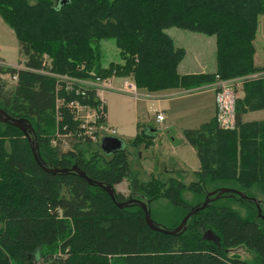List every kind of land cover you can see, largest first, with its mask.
I'll return each instance as SVG.
<instances>
[{
	"label": "trees",
	"instance_id": "1",
	"mask_svg": "<svg viewBox=\"0 0 264 264\" xmlns=\"http://www.w3.org/2000/svg\"><path fill=\"white\" fill-rule=\"evenodd\" d=\"M263 15L264 0H0V16L29 68L0 66V109L13 122L31 124L43 165H76L92 181L110 186L117 202L143 199L150 209L164 199L168 205L162 214L172 221L171 229L208 192L231 188L248 197L224 193L189 217L179 233L156 232L139 205L120 208L105 190L76 173L44 171L25 134L1 115L0 264H46L50 259L55 264H264V220L250 200L258 199L264 214V119L243 121L246 113L264 109V80L244 83L233 130L221 129L214 116L183 131L199 160L192 172L196 180L185 183L155 174L139 180L131 172L127 148L87 155L90 145L67 153L53 147L56 81L48 74L106 76L115 70L132 74L148 93L241 77L264 69L254 63L253 44ZM171 27L214 36L213 72L178 73L185 49L166 33ZM100 40H113L121 62L100 64ZM14 73L17 80L5 88L1 77L11 80ZM150 133L141 130L128 144L149 148L154 143ZM124 179L131 189L127 197L115 190ZM187 191L197 199L194 206L184 197ZM205 230L212 231L213 240L203 237ZM239 245L255 258L228 254ZM58 252L63 255L53 259Z\"/></svg>",
	"mask_w": 264,
	"mask_h": 264
},
{
	"label": "rangeland",
	"instance_id": "2",
	"mask_svg": "<svg viewBox=\"0 0 264 264\" xmlns=\"http://www.w3.org/2000/svg\"><path fill=\"white\" fill-rule=\"evenodd\" d=\"M176 32L200 39L194 41L187 40L184 42H178L177 40H175V43L177 45H185L188 51L186 60L193 59L199 64L200 67H205V72H213L215 70L216 51L214 36H206L200 33L190 32L176 27L166 29V33H168L173 38L175 37ZM253 44L255 47L254 63L257 66H264V15L258 18V27ZM0 48V61H4L5 63H8L10 65H18L24 61V57L19 52V44L13 30L3 21L1 16ZM99 48L100 64L102 66L106 67L110 62H121V59L118 54L119 51L116 48L113 40H100ZM117 75L121 77L124 74L117 73ZM1 78L2 80H5V88H11L13 86L14 82L12 79L10 80L6 76ZM262 80L264 79L249 81L256 82ZM118 82L119 81H117V83ZM208 86L209 84L204 83L187 89H175L171 92L169 91L168 96L177 97L173 98L174 101H171V104H191L201 96H204L206 98L210 96L211 92H205L207 91ZM189 90H192V93H196V91L202 93H191L192 95L186 94V92ZM140 91L146 92L142 89H140ZM109 94L106 95L108 113L107 122L108 124L112 125V127H114L118 138L121 140L122 148H127V150L129 151L130 168L133 175L137 176L138 179L141 181L149 180L150 174H155L159 176L162 180H167L169 177H175L185 183L195 181L196 178L195 176H193V171L191 169L199 168V160L196 154L190 150V145H184L182 143V140L179 138V126L163 130L159 127L158 123L155 122V114L160 108V105L156 102L148 100H156L158 98H161V96H158L154 93H149L148 98L144 97V99L135 100L134 98L128 95H125L124 97H119L112 96ZM240 95L242 96V91H240ZM137 106L141 111V115L140 120L137 122L136 125H134L133 115ZM122 109H125V111H122ZM243 118L244 120L264 119V110L249 112ZM143 124H145V127L150 126L157 128L156 131H152L155 134V140L153 145L149 148H144L143 146H140L138 148L130 146L128 144L129 140L132 139L137 132L143 129ZM157 132L160 133V136L157 135ZM164 140L171 142L172 147H174L173 151L177 154L171 150H168V148L163 144L166 143ZM171 145L168 146L171 147ZM176 146L184 150V153L181 151H175ZM95 150H101L100 146L91 147V149L87 152V155H89L92 151ZM193 162L195 163L194 165H192ZM115 190L120 192L125 197L129 196L131 194L129 181L124 179L121 183L115 185ZM184 197L190 202V205L192 206H194V204L197 202V199L189 191L184 193ZM239 204L240 203H232V206L235 208H240L241 211L244 212L245 209ZM167 205L168 204L164 199L156 200L151 203L149 210H151L152 218L158 226L163 227L165 229H171L173 225L172 221L169 219V217H166L162 214L165 211V207ZM228 254H235L240 258L249 261H252L253 258H255L254 252L245 247L244 245H239L230 249L228 251ZM62 255V253L58 252L56 256H53V259H56L57 257H60ZM46 264L55 263H53V261L50 259Z\"/></svg>",
	"mask_w": 264,
	"mask_h": 264
},
{
	"label": "built area",
	"instance_id": "3",
	"mask_svg": "<svg viewBox=\"0 0 264 264\" xmlns=\"http://www.w3.org/2000/svg\"><path fill=\"white\" fill-rule=\"evenodd\" d=\"M43 59L46 61L48 58L44 55ZM47 62L49 69L50 61ZM0 66L12 67L18 71L29 69L24 62L10 65L0 61ZM87 73L88 76L79 77L48 72L56 81L54 110L56 125L50 137V144L61 153L74 152L76 147L86 145L100 146L102 138L106 136L118 137L114 127L107 122V94L128 95L135 100L149 97V93L142 92L137 87L132 74L120 77L115 70L106 76L93 71ZM259 79H264V69L241 77L218 79L209 84L207 91L214 93L215 118L221 129L233 130L236 127L235 106L240 91L245 82ZM12 80L13 82L17 80V73L12 75ZM191 93L192 90L186 92ZM155 119L157 122L163 121V113L157 111Z\"/></svg>",
	"mask_w": 264,
	"mask_h": 264
},
{
	"label": "crops",
	"instance_id": "4",
	"mask_svg": "<svg viewBox=\"0 0 264 264\" xmlns=\"http://www.w3.org/2000/svg\"><path fill=\"white\" fill-rule=\"evenodd\" d=\"M200 37V36H199ZM173 38V37H172ZM174 43L177 40L178 42H184L187 40H200L198 38H193L191 36L185 35L183 33H175V37L173 38ZM202 40V39H201ZM178 47H183L185 49V56L182 59V61L178 64L177 71L180 74H193V73H200L205 72V67H200L199 64L192 60H186L187 58V49L185 45H177ZM171 92L172 90H166V91H160V92H154V94H157L158 96H161V98H158L156 100H148L156 102L160 105V108L158 109L159 112H162L164 115V119L161 122H157L155 119V122L158 123L159 127L163 130H167L170 128H173L175 126H179V138L182 140V143L184 145H188V143L184 140L183 137V131L185 129H192L199 127L202 123L208 122L210 119H212L215 116V103H214V93L212 91H205V92H211L210 96L208 98L201 96L198 98L195 102H192L191 104L186 105H180L179 104H171V101H174L173 98H177L176 96H168V92ZM150 93V92H149ZM196 93H202V92H196ZM192 93V94H196ZM152 94V93H150ZM189 94V95H192ZM109 95L112 96H119L124 97L125 95L121 96L120 94L116 93H110ZM108 95V96H109ZM188 96V95H187ZM107 105V102H106ZM264 110V109H263ZM122 111H125V109H122ZM261 111V110H259ZM248 114V113H246ZM245 114V115H246ZM141 111L139 110L138 106L135 108V112L133 115V124L136 125L137 122L140 120ZM244 115V116H245ZM108 116V113H107ZM243 116V117H244ZM253 120V119H250ZM250 120H244L243 121H250ZM144 122V121H143ZM143 128L145 127V124H143ZM112 126V125H111ZM148 129H154L153 131H156L157 128L147 126ZM152 132V130H151ZM152 135L154 136V132H152ZM157 135L160 136V133L157 132ZM155 140V139H154ZM173 140V139H171ZM165 141V140H164ZM166 143H163L168 150L173 151L174 147H172L171 142L165 141ZM168 145H171L169 147ZM156 146V144H155ZM190 147V150L195 153L194 149ZM175 151H181L184 153V150H182L180 147L176 146ZM174 152V151H173ZM176 153V152H174ZM177 154V153H176ZM195 163L193 162L192 165ZM198 168H192V171H196ZM153 171V170H152Z\"/></svg>",
	"mask_w": 264,
	"mask_h": 264
},
{
	"label": "water",
	"instance_id": "5",
	"mask_svg": "<svg viewBox=\"0 0 264 264\" xmlns=\"http://www.w3.org/2000/svg\"><path fill=\"white\" fill-rule=\"evenodd\" d=\"M1 115L5 116V118L3 119L4 121H6V120L12 121L11 118L2 109H0V116ZM13 123L17 128H19L25 134V136L29 142V145H30V148H31V151H32V154H33L35 161L43 168L44 171H46L48 173H52V174L63 173V172L76 173L79 176L85 178L89 184H96L97 186H99L103 190H105L108 193V195L111 197L112 201H114L115 204L120 208H122L124 206H128V205H132V204L139 205L141 207L143 213H144V219H145L146 224L148 225L149 228H151L152 230H154L156 232H160V233H164V234H172V235L179 233L180 231H182L184 229L189 217L194 215L199 210L204 209L212 200L217 199L218 197H220L224 193L237 194L241 199H247L248 198V197H246V195L244 193H242L238 190L221 187L218 190L208 192L205 196L204 201L200 205L191 208L187 212V214L182 218L181 222L175 228L165 229L163 227L158 226L157 223L152 219V217L150 215V211H149L148 206H147V202H144V201L136 199V198H128L127 200L117 202L115 195H114V190L110 186L103 185L100 182L92 181L76 165H73L70 169H57V168H51V167H47V166L43 165L42 162L40 161V158H39L38 153H37V143L35 141V136L33 134L31 124L22 120V119H17ZM149 130L153 131L154 129H149ZM32 134H33L34 138L32 137ZM100 148L102 149V151L104 153L111 154L117 150L122 149L121 140L118 137H112V136L103 137L101 140V143H100ZM211 197H213V198H211ZM250 200L253 201L255 204L258 217L261 218L262 220H264V214L262 213V209H261L259 200L256 198H251ZM203 237L206 240H213L214 239V235H213L211 230H205Z\"/></svg>",
	"mask_w": 264,
	"mask_h": 264
},
{
	"label": "flooded vegetation",
	"instance_id": "6",
	"mask_svg": "<svg viewBox=\"0 0 264 264\" xmlns=\"http://www.w3.org/2000/svg\"><path fill=\"white\" fill-rule=\"evenodd\" d=\"M144 132H146L147 134H149L151 131L148 129V128H146V127H144L143 129H142ZM152 133V132H151ZM150 133V134H151Z\"/></svg>",
	"mask_w": 264,
	"mask_h": 264
}]
</instances>
